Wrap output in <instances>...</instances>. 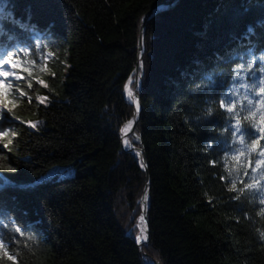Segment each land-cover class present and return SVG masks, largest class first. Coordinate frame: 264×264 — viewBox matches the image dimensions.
Segmentation results:
<instances>
[{
  "label": "trees",
  "instance_id": "obj_1",
  "mask_svg": "<svg viewBox=\"0 0 264 264\" xmlns=\"http://www.w3.org/2000/svg\"><path fill=\"white\" fill-rule=\"evenodd\" d=\"M167 1L0 0V27L28 53H12L23 79H9L0 95L11 109L0 133V233L12 239L2 241L0 264H264V205L254 190L239 191L259 176L247 166L257 155L232 159L244 146L231 143L233 114L221 107L230 89L260 99L241 84L252 73L264 80V0L157 6ZM155 6L144 31L143 109L129 134L148 175L122 130L134 114L126 84L143 20ZM237 111L258 136L251 124L260 113ZM148 186L150 240L140 248Z\"/></svg>",
  "mask_w": 264,
  "mask_h": 264
},
{
  "label": "snow or ice",
  "instance_id": "obj_2",
  "mask_svg": "<svg viewBox=\"0 0 264 264\" xmlns=\"http://www.w3.org/2000/svg\"><path fill=\"white\" fill-rule=\"evenodd\" d=\"M261 26H264V22H261ZM253 33V29L251 27L248 28V35H251ZM0 35L5 36L6 40L3 42H0V66L3 65H9L10 68L15 69L19 67V64L14 62V58L12 53L15 52H23L24 56H27L28 53L26 51H23V47L17 44L14 40V37L8 33H6L2 27H0ZM259 59L264 62V55L259 57ZM44 70V69H41ZM22 71H28L27 69H22ZM260 72H264V63L261 64V67L258 69ZM10 72L5 71V70H0V77H3L4 79H0V95H7V92L5 91L6 84L5 81L9 77ZM11 75L16 79L20 80L23 79L22 76L17 75L15 72H12ZM28 75L31 76V72L28 71ZM252 83L251 84H241V87L249 90L252 92L253 96H258L260 97L259 100H257L254 104L253 99H250L248 95L246 94L243 98V100H239L233 97L232 92L235 91L237 94L239 93V89H230L229 93L226 95V99L229 100V104H223V101H221V107H223L227 113L233 114L232 115V120H234V123H229V127H226L224 131H231L233 135V140L231 143L233 144H240L243 145V148H240L239 155L238 156H233V160H239V157L245 155V151L248 152L249 157H251V154L253 152H256L257 158L255 159V166H252V160L249 158L247 166L252 168L253 173L259 172V176L253 175L251 177L252 182L244 184L243 189H239V191L243 192L245 189L247 190H254L255 193H259V203L261 205H264V145L261 144V141H264V80L260 79L259 77L256 76L255 73H252L251 76ZM38 83L42 84L44 87H47V85L44 83L43 80L38 81ZM131 83V81L129 82ZM28 88L32 87V84L30 81L27 83ZM19 95L21 97L27 96L28 94L26 92H23L22 90L19 91ZM127 95L129 97H133V92L132 89L129 87L127 89ZM134 98V97H133ZM29 103H31V97H28ZM38 100L40 103H44L47 100L46 96H41L38 97ZM244 101H247V105L245 106ZM238 104L240 105V111H249L251 113V117H255L256 113H260V120L259 124L252 123L251 127L256 128V132L259 133L257 136L256 133H251L249 132V128L246 127L244 124L241 122L240 118V113L237 111V106ZM257 105L259 107H257ZM6 108V105L4 106ZM137 112L139 111V103L137 102ZM8 113H11V109L7 108V111L4 112L0 110V133H3V135H7V132H4V127L7 121L11 120V117L8 115ZM245 121H249L250 117L245 116L243 118ZM30 126L32 128H36L37 124L39 122H29ZM131 122L123 129L125 133L129 131L131 128ZM249 136V141L246 142L245 140V135ZM143 166V165H142ZM12 171H15V169H12ZM244 175H248V172L245 171ZM243 183V181H241ZM230 190H237L236 183H232V187ZM237 199L239 197H236ZM148 199L147 195L144 196V201L146 202ZM261 216H264V211L260 212ZM140 221L144 223V228L141 230L142 232H146V222L145 218L143 215L139 217ZM14 232L21 233V229L19 227H15L13 229ZM264 236V233L261 234ZM142 239L146 240L147 236L143 235ZM8 240L9 243H12V239L4 234L0 233V249L4 247V244L2 241ZM13 246H15L13 244ZM9 259H14L13 256H9Z\"/></svg>",
  "mask_w": 264,
  "mask_h": 264
},
{
  "label": "water",
  "instance_id": "obj_3",
  "mask_svg": "<svg viewBox=\"0 0 264 264\" xmlns=\"http://www.w3.org/2000/svg\"><path fill=\"white\" fill-rule=\"evenodd\" d=\"M172 1H173V0H169V1H167L166 3L159 4V5H157V6H158V7H162L164 4H165L166 6H168ZM157 6L153 7V8L149 11V13L145 16V18H144V20H143V24H142V34H141V37H140V43H139V50H140L139 61L141 60V55H142V53H143V51H144V48H145V43H144V31H145V26H146V23H147L148 15H149L152 11H154V10L156 9ZM134 72H137V73H138V77H140V87H138V90L136 91L137 100H138V103H139V106H140V112H139V114H138L137 119L134 121V124H133V126H132L131 131H133V130L135 129V126H136V124H137V122H138V120H139V118H140L141 111H142V109H143V105H142V103H141L140 93H139V91L142 90V87H143V79H142V74L140 73V69H139V62H138V64H137V66H136ZM123 145H124V142H123ZM133 146H134L136 149H139V150L142 152V154H143V152H144V149H143V148H141V147H136L134 144H133ZM124 147H125V145H124ZM125 149H126V150H129V151H131V152H133V153L135 154L134 150H132V149H130V148H127V147H125ZM135 155H136V154H135ZM136 156H137V155H136ZM137 157H138V156H137ZM142 158H143V161H144V163H145L146 171H147V173H148V175H149V168H148L149 164H148V159H147L146 155H144V154H143V157H142ZM149 182H150V180H149ZM145 195H147V197H149V195H150V187H149V186L147 187V191H146ZM145 195H144V196H145ZM148 206H149V205H148V199H147V201L145 202V201H144V198H143V216H144V218H145V222H146V226H147V239L145 240V242H144L143 244L148 243L149 240H150V225H149V221H148V213H147V211H148ZM137 242H138V244H139V246H140V248H141V246H142L143 244H141V243L139 242L138 239H137ZM141 254H142L143 256L145 255V253L142 251V249H141ZM153 263H155V264H156V263H157V264H162V263H160V262H156V261L153 262Z\"/></svg>",
  "mask_w": 264,
  "mask_h": 264
},
{
  "label": "bare ground",
  "instance_id": "obj_4",
  "mask_svg": "<svg viewBox=\"0 0 264 264\" xmlns=\"http://www.w3.org/2000/svg\"><path fill=\"white\" fill-rule=\"evenodd\" d=\"M141 66H142V55H141V60L139 61V69H140V73H141ZM142 74V73H141ZM131 81V83H129ZM133 84L134 87H133ZM131 88L132 89V92H133V97H129L130 98V101L134 104V114L133 116L127 120L124 125H123V129L131 122V125L133 126L134 124V121L137 119L138 117V114L140 112V106H139V111L137 112V96H136V91L138 90V87H140V77H138V73L137 72H133V74L131 75L130 79L128 80L127 84H126V95H127V89L128 88ZM132 126L131 128L129 129V131L127 133H125L123 130H122V137H123V142H124V145L125 147L127 148H130L132 150H134L135 154L141 159L143 160V154L142 152L139 150V149H136L134 146H133V143L129 140V134L132 132L131 129H132ZM144 228V223L141 222L140 224V234H139V237H138V240L141 244H143L145 242L144 239H142V236L143 235H146L147 236V226H146V232H142L141 230Z\"/></svg>",
  "mask_w": 264,
  "mask_h": 264
},
{
  "label": "rangeland",
  "instance_id": "obj_5",
  "mask_svg": "<svg viewBox=\"0 0 264 264\" xmlns=\"http://www.w3.org/2000/svg\"><path fill=\"white\" fill-rule=\"evenodd\" d=\"M0 70H5V71H9L10 72V75H9V77L7 78V80L5 81V83H7V82H9V79H12V75H11V73L12 72H15V70L14 69H12V68H10V66L9 65H3V66H0ZM16 73V72H15ZM17 75H19L18 73H16ZM14 78V77H13ZM0 79H4L3 77H0ZM127 98L128 99H130L129 98V96L127 95ZM6 104L3 102V100L0 98V110H2V111H4V112H6L7 111V105H6V108L4 107Z\"/></svg>",
  "mask_w": 264,
  "mask_h": 264
}]
</instances>
